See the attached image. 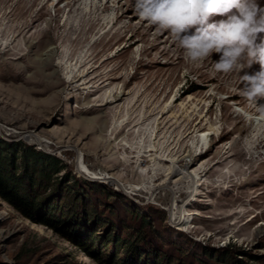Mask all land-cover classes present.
Returning <instances> with one entry per match:
<instances>
[{"label": "rangeland", "instance_id": "rangeland-1", "mask_svg": "<svg viewBox=\"0 0 264 264\" xmlns=\"http://www.w3.org/2000/svg\"><path fill=\"white\" fill-rule=\"evenodd\" d=\"M218 59L189 60L134 0H0V140L153 213L162 241L231 245L264 264V116ZM64 260L98 264L0 192V261Z\"/></svg>", "mask_w": 264, "mask_h": 264}, {"label": "trees", "instance_id": "trees-1", "mask_svg": "<svg viewBox=\"0 0 264 264\" xmlns=\"http://www.w3.org/2000/svg\"><path fill=\"white\" fill-rule=\"evenodd\" d=\"M18 152L20 162L15 161ZM59 165L56 157L21 141L0 140V192L29 217L68 235L98 264H250L242 262L231 245L194 242L190 247L170 238L160 240L155 232L158 217L153 213L130 209L119 195L108 200L106 186L82 181L69 171L54 178ZM61 193L66 198L60 202ZM87 200L91 205L85 204ZM152 212L163 217L162 210ZM59 264L81 263L64 260Z\"/></svg>", "mask_w": 264, "mask_h": 264}, {"label": "clouds", "instance_id": "clouds-1", "mask_svg": "<svg viewBox=\"0 0 264 264\" xmlns=\"http://www.w3.org/2000/svg\"><path fill=\"white\" fill-rule=\"evenodd\" d=\"M134 10L169 32L192 62L219 54L215 69L235 73L239 94L264 116V5L259 0H134ZM254 63L258 71H245Z\"/></svg>", "mask_w": 264, "mask_h": 264}, {"label": "bare ground", "instance_id": "bare-ground-1", "mask_svg": "<svg viewBox=\"0 0 264 264\" xmlns=\"http://www.w3.org/2000/svg\"><path fill=\"white\" fill-rule=\"evenodd\" d=\"M53 53H54V51L52 49L48 50V52H47L48 58L47 59H51L52 56H53ZM48 64H50V62ZM149 150H151V149H149ZM185 161H187V159L186 158H182L179 162H185ZM79 166H80L81 170H83L85 172H88V169L84 166V164L82 162L79 163ZM170 168L174 170V164H171Z\"/></svg>", "mask_w": 264, "mask_h": 264}]
</instances>
